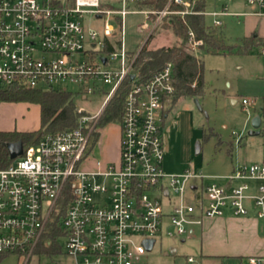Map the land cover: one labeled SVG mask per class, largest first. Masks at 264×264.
<instances>
[{
	"label": "built area",
	"instance_id": "obj_1",
	"mask_svg": "<svg viewBox=\"0 0 264 264\" xmlns=\"http://www.w3.org/2000/svg\"><path fill=\"white\" fill-rule=\"evenodd\" d=\"M138 1L102 7L99 0H0V89L59 90L56 84L69 82L83 86L87 95L99 92L104 97L99 112L77 108L85 115L74 129L23 147L20 156L0 169V256L13 254L27 262L62 205L64 253L57 264H136L147 252L144 241L153 240L154 246L163 234L184 238L191 226L219 218L227 208L236 217L246 216L250 202L256 218L264 219V161L235 166L217 178L221 184L207 183V177L190 170L164 173L162 121L175 93L172 65L145 82L133 72L135 57L124 48L122 30L124 18L139 12L131 8ZM195 1L169 0L160 11H140L146 20L140 28L152 32L168 14L207 15L193 10ZM170 3L183 10L170 11ZM226 7L212 17H264V0H244L246 9L239 14H228ZM150 13L156 15L152 26ZM85 15L103 20L101 32L83 27ZM222 25L212 21L214 28ZM187 40L192 48L202 45L191 32ZM107 43L113 48L108 52ZM258 54L264 57V45ZM127 78L130 85L118 121V162L103 171L83 170L96 124ZM102 86L109 90L102 91ZM246 105L243 99L245 111ZM231 135L236 144L241 142ZM248 263L260 260L251 257Z\"/></svg>",
	"mask_w": 264,
	"mask_h": 264
},
{
	"label": "rangeland",
	"instance_id": "obj_2",
	"mask_svg": "<svg viewBox=\"0 0 264 264\" xmlns=\"http://www.w3.org/2000/svg\"><path fill=\"white\" fill-rule=\"evenodd\" d=\"M119 1L99 0L102 7L118 5ZM224 5H227L228 14L243 13L246 9L244 0L232 2L207 0L205 17L207 23L211 25L213 20L222 22L220 30L224 45L235 48L241 44L243 38L244 17L237 19L228 15L212 17L211 14L220 13ZM252 20L256 32L261 35V29L264 30V17H253ZM144 23H146L145 16L139 12L128 14L124 18L123 45L127 52L137 51L151 33L150 29L143 31L140 28ZM109 24L114 29L118 27L116 21L111 20ZM82 25L101 32L103 20L85 15ZM176 43L175 37L169 30L156 29L152 38L145 44V48L151 50ZM202 46L203 44L192 48L187 39L183 44L188 53L203 63L204 94L198 99L200 110L193 99L182 98L170 112L169 119L162 129V165L165 174L176 175L189 169L192 173H200L207 177L208 179L205 180L207 183L221 184L223 180L217 178L230 174L233 166L259 162L260 154H264V133L258 136L247 135L251 129L250 120L255 115H260L264 128V57L258 54L260 44L247 54L226 55L207 53L201 49ZM55 87L73 94L76 108L83 109L86 114H94L101 110L104 97L99 92L87 95L83 86L69 82L56 84ZM100 88L104 92L109 90L107 86ZM243 99L248 102L246 111L241 106ZM24 104L0 103V131H26L38 127V112L26 108ZM119 130L117 121L96 128L98 141L94 142L92 137L90 138V151L88 159L81 167L83 170L103 171L109 165L117 164L119 145L116 138L119 136ZM210 131L214 135L206 137ZM232 132L241 138L239 144L234 142ZM196 144L200 148L198 154H195ZM107 151L113 154L110 158L106 157ZM184 196L186 199L191 196L189 189L185 191ZM257 220L261 231L264 221ZM210 236L205 233L200 238L195 230L182 241L179 238H168L163 234L157 237L153 248L139 258L136 264H248L246 258L203 257L205 251L214 252L218 245H222V242L217 243L216 237ZM225 242L228 243V240ZM58 246L60 251L50 258L33 254L24 264H57L64 253L63 236L58 239ZM0 264L23 263L17 255L11 254L1 258Z\"/></svg>",
	"mask_w": 264,
	"mask_h": 264
},
{
	"label": "trees",
	"instance_id": "obj_3",
	"mask_svg": "<svg viewBox=\"0 0 264 264\" xmlns=\"http://www.w3.org/2000/svg\"><path fill=\"white\" fill-rule=\"evenodd\" d=\"M168 2L169 0H140L131 5V8L139 12H157L162 10ZM206 4L207 0H196L193 10L195 12H203L206 9ZM168 9L170 11H182L183 7L170 3ZM155 21L156 15L150 13L148 16L149 26H152ZM156 29L169 30L177 43L172 46H163L151 50L145 48V44L152 38V34ZM188 32L194 35L195 40L202 41L203 46L201 49L203 51L211 54H247L257 44L264 45L263 39L251 34L244 36L238 47H226L220 28H214L210 23H207L205 15H166L152 33L147 36L142 47L137 51L128 52V54L130 58L135 57L132 70L140 82L147 81L154 74L161 71L166 64L170 63L172 65L175 93L169 104H174L180 97L198 101L204 94L203 63L194 55L188 53L183 47L188 37ZM112 49L107 43L105 51L108 52ZM129 85L130 79L127 78L108 102L96 124V128L111 121L118 122L121 119ZM2 102H21L37 105L39 107V127L31 132L0 131V169L7 167L12 162L5 144L20 141L23 147L34 145L46 135H54L74 129L77 126L78 119L85 115L84 112H77L74 95L63 90L43 91L24 87L0 89V103ZM163 114H165V111ZM212 135L214 134L210 131L206 137ZM91 137L95 142L98 133H93ZM64 212L65 205H62L60 214L55 215L53 222L47 225L43 237L35 247L33 254L50 258L53 254L60 251L58 239L63 235L61 221ZM5 256L1 255L0 259Z\"/></svg>",
	"mask_w": 264,
	"mask_h": 264
},
{
	"label": "crops",
	"instance_id": "obj_4",
	"mask_svg": "<svg viewBox=\"0 0 264 264\" xmlns=\"http://www.w3.org/2000/svg\"><path fill=\"white\" fill-rule=\"evenodd\" d=\"M114 6H118V5H114ZM252 18L253 17H244V20L242 21V25L244 26L243 37L252 34L264 40V30L261 29L262 34L259 35L255 30L254 27L255 24H253ZM182 98L185 97L178 98L174 104H168V103L166 104L164 110L165 114L162 121V129L165 126L166 122L168 121L169 114L172 111L173 107L178 103L179 100H182ZM24 105L26 108L34 109V111L38 112V121H39V107L35 104H30V103H25ZM38 127H39V122H38ZM38 127L35 128L34 130L17 131V132H31L37 130ZM116 139H117V144L119 145V136ZM97 141H98V137L95 142ZM89 151L90 150H88V153ZM112 155L113 154L109 153L108 151L106 152L107 158H110ZM116 156L118 157V152ZM258 161L259 162H255V163H260L264 161V154H260V158ZM234 167L235 166L231 168V172ZM221 183H223V181ZM247 208H248V213L246 216L243 217L234 216L231 209L227 208L224 210L223 215L219 218L203 219L201 225L191 226L190 227L191 232L184 238H187L188 236L192 235L196 230L200 238H202L203 234L206 233V235H211L210 237H216L217 243L222 242L221 244L223 246L218 245L216 251L214 252L205 251L204 252L205 255H203V257H208V258L238 257L241 259L246 258L247 263L249 258L254 257V258H258L260 260V263L264 264V225L262 224L263 229L260 231V226L257 222L258 220L256 218L255 209L253 208L252 202L248 204ZM261 220L264 221V219ZM184 238H181L182 241L184 240ZM227 240L228 243L225 242ZM208 248L210 247L208 246Z\"/></svg>",
	"mask_w": 264,
	"mask_h": 264
},
{
	"label": "water",
	"instance_id": "obj_5",
	"mask_svg": "<svg viewBox=\"0 0 264 264\" xmlns=\"http://www.w3.org/2000/svg\"><path fill=\"white\" fill-rule=\"evenodd\" d=\"M134 78V74L130 75V79L132 80ZM194 103L196 104L198 110H200V106L198 104V101L194 99ZM250 127L251 129L247 132L248 136H258L260 134V127H261V117L259 115H255L250 120ZM5 147L7 149L9 158L11 160L15 159L16 157L20 156L22 154V148L23 145L20 141L7 143L5 144ZM200 151V148L198 144L195 146V154H198ZM154 244L153 240H146L143 242V245L145 246L147 252H149L152 249V246Z\"/></svg>",
	"mask_w": 264,
	"mask_h": 264
}]
</instances>
